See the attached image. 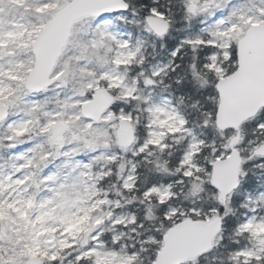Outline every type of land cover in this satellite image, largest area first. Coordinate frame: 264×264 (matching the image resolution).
<instances>
[{"label": "rangeland", "instance_id": "1", "mask_svg": "<svg viewBox=\"0 0 264 264\" xmlns=\"http://www.w3.org/2000/svg\"><path fill=\"white\" fill-rule=\"evenodd\" d=\"M65 1L0 0V106H7L9 114L0 122V264H28L30 258L42 264H72L71 258L92 264H133L135 254L125 242L135 241V236L124 239L118 228L133 224L134 215L102 181L114 169L118 175L124 173L122 189L133 190L134 164L131 159L123 161L118 150L117 121L125 120L134 128L137 122L132 111L119 108L92 123L81 117V104L100 88L112 95L113 102L131 100L134 111L141 107L145 114V138L126 152L135 156L150 150L153 156L169 147L168 140H181L185 148L175 171L200 187L209 181L206 167L228 155V144L236 134L228 135L222 149L208 144L209 156L202 153L203 142L164 93L160 79L179 50L200 45L213 51L206 64L212 78H225L229 48L249 26L264 23V9L260 0H187L189 17L203 21L195 37L179 39L169 57L152 64L148 63L159 36L147 18L127 12L81 19L70 30L48 87L28 91L23 83L33 64L31 44ZM148 17L168 23L155 10ZM84 50L85 63H79L69 84L64 74L69 54L80 61L77 52ZM58 123L67 129L56 137L50 131ZM257 128L264 132V123ZM239 138L236 149L246 162L264 159L260 146L249 148L254 141L244 143ZM253 151H258L255 158L249 155ZM175 187L152 186L144 197L166 203L176 197ZM231 199L240 200L246 210L236 232L248 238L235 256L258 260L264 254V189L246 192L239 183L227 201ZM180 208H170L166 218L195 216L210 221L216 215V209ZM70 254L69 259L63 257Z\"/></svg>", "mask_w": 264, "mask_h": 264}, {"label": "trees", "instance_id": "2", "mask_svg": "<svg viewBox=\"0 0 264 264\" xmlns=\"http://www.w3.org/2000/svg\"><path fill=\"white\" fill-rule=\"evenodd\" d=\"M67 1H65V4ZM124 1L128 5V12L133 16L145 19L149 16L151 10H155L168 20V31L164 37L156 38L154 56L148 64L169 57L168 53L179 45V39L194 38L196 27L203 22L200 18L189 17L186 10L187 0ZM259 2L264 9V0ZM57 7H60V4ZM83 49H86L84 45ZM68 50L67 46L64 52L67 53ZM85 51L77 52L80 61L69 54L68 65L64 72L67 83L73 84V73L79 67V63H85L86 58L83 59V57H87ZM228 51L229 58L226 63L229 66L226 70L227 75L236 68L234 43ZM212 53L213 51L208 46L200 45L193 50L184 47L173 57V63L165 70L160 79V87L177 104L179 112L186 119L187 126L203 142L204 147L201 148V152L207 156H209L206 153L209 148L206 145L214 144L222 149L226 145L228 135L232 134L217 131L213 124L217 107V95L214 89L216 80L212 78V73L206 70L207 57ZM89 96L88 94L85 99H89ZM119 108L133 112L134 119L137 122L133 145L137 147L142 144L145 138L143 126L146 119L144 112H142L143 109L140 107L135 112L132 101L124 100L122 104L113 102L109 111L115 113ZM260 123H264V109L254 118L243 123L236 133V135L242 137L244 143L254 141V144H251L249 148L253 145L260 146L259 149L264 146V132L257 128ZM168 142L169 147L159 153L156 151L153 156L150 150L130 156L126 152L127 148H118L121 151L120 153H123V161L126 162L131 159L134 164L135 182L132 191L126 192L122 189L120 180L124 173L118 175L114 169L102 181L104 188L122 201L123 205H126L134 215L133 224L118 228L124 234V239H127L128 236H135V241L125 242L128 251L135 254L133 264H153L157 253L160 251L163 235L177 222L184 219L201 221V219H196L195 216H182L177 221L166 218L170 208H180V206L182 207L180 209L192 207L204 212L216 209L215 216L220 217L222 222L221 232L214 240L210 251L183 264H264V254L258 260L250 261H243L235 256L237 251L248 244L247 236L245 234L238 235L236 232L238 225L246 214V210L241 206L242 202L231 199L222 205L210 185V181H206L203 185L200 184L199 187L193 179L177 173L175 169L178 167L181 151L185 148V144L181 140H173L172 142L168 140ZM257 154L258 151H253L249 155L255 158ZM209 158L212 161L213 158ZM206 168L208 174L210 166ZM240 174L243 177H240L239 183L246 192L264 189V159H257L249 163L242 158ZM163 183L176 185L174 189L176 197L166 203H159L154 196L144 197V192L147 189ZM71 255H64L63 257L69 259ZM71 261L72 264H92L86 259L75 260L71 258Z\"/></svg>", "mask_w": 264, "mask_h": 264}, {"label": "water", "instance_id": "3", "mask_svg": "<svg viewBox=\"0 0 264 264\" xmlns=\"http://www.w3.org/2000/svg\"><path fill=\"white\" fill-rule=\"evenodd\" d=\"M128 5L124 0H71L55 12L31 44L33 64L24 80V88L40 92L49 85V76L55 61L68 39L72 25L87 17H105L112 13L124 14ZM147 23L157 36L168 30L164 20L148 17ZM236 69L219 79L214 89L217 107L214 126L220 132H236L247 120L264 108V23L251 25L243 37L236 42ZM113 102L110 93L96 89L90 101L80 107L82 118L97 123ZM7 106H0V122L7 116ZM67 129L63 123L51 129L53 136H59ZM119 145L130 146L135 139L134 127L125 120H118ZM239 138L230 141L231 150L221 160L211 165L210 184L222 205L236 188L239 181L241 157L235 146ZM264 150V148H262ZM220 217L210 221L185 219L171 227L162 237V246L153 264H183L206 254L214 239L221 232ZM28 264H42L30 258Z\"/></svg>", "mask_w": 264, "mask_h": 264}, {"label": "bare ground", "instance_id": "4", "mask_svg": "<svg viewBox=\"0 0 264 264\" xmlns=\"http://www.w3.org/2000/svg\"><path fill=\"white\" fill-rule=\"evenodd\" d=\"M17 152H23V150L22 149H18Z\"/></svg>", "mask_w": 264, "mask_h": 264}]
</instances>
